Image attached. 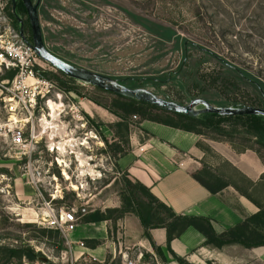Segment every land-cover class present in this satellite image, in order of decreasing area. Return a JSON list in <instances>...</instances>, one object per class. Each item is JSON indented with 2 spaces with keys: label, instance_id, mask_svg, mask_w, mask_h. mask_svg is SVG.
<instances>
[{
  "label": "rangeland",
  "instance_id": "rangeland-1",
  "mask_svg": "<svg viewBox=\"0 0 264 264\" xmlns=\"http://www.w3.org/2000/svg\"><path fill=\"white\" fill-rule=\"evenodd\" d=\"M8 2L0 0V125L14 120L28 137L25 114L3 88L11 86L17 72L6 51L22 43L19 26L16 29L7 17ZM128 13L174 30L178 41L160 40ZM19 18L23 36L29 41L26 12ZM38 19L46 49L73 66L179 104L203 98L215 106L264 108L252 85H264V0H41ZM228 66L233 69H226ZM34 72L52 85L39 103L41 111L37 107L33 113L35 130L39 131L33 157L45 177L42 197L60 193L62 198L53 201L54 208L74 205L85 207L87 212L117 209L108 213L110 218L121 216V210L126 209L122 198L127 191L147 201L133 183H124L123 174L114 167L117 154L127 148L129 127L141 121V116L126 115L119 126L120 118L101 106L109 121L103 136L99 123L93 124L95 132L85 122L78 102L91 101L115 110V94L68 78L40 59ZM126 78L139 80L132 84ZM48 99L50 103L45 104ZM47 105L55 110L53 125H58V132L48 124L43 129L36 125L40 114L52 122L53 118L47 117ZM219 125L220 130L199 129L207 138L228 142L240 150L250 148L264 156V148L237 123ZM41 130H45L42 135ZM5 131L0 130V264L27 262L7 259L6 249L10 248H28L39 254L35 260L38 264H65L69 256L60 234L48 232L37 222L44 210L41 197L33 188L31 198L15 195L13 182L20 179L25 159L19 157ZM57 142L58 148L64 143L63 150L50 152L52 143L56 146ZM21 191L20 195H28L25 189Z\"/></svg>",
  "mask_w": 264,
  "mask_h": 264
},
{
  "label": "crops",
  "instance_id": "crops-1",
  "mask_svg": "<svg viewBox=\"0 0 264 264\" xmlns=\"http://www.w3.org/2000/svg\"><path fill=\"white\" fill-rule=\"evenodd\" d=\"M78 103L85 122L95 132L99 123V133L105 136L107 111L91 101ZM114 167L131 183L146 187L176 215L209 218L216 233L264 210L261 157L253 149L240 150L203 134L141 120L129 127L127 148L117 154ZM13 184L17 198H31L33 189L22 177ZM22 189L28 195H20ZM92 212L81 217L68 235L70 246L65 245V253L69 257L65 264H122L125 257L135 264H179L172 254L191 264H264V246L229 244L216 248L205 244L203 234L191 226L167 242L165 228L145 229L132 212L88 221Z\"/></svg>",
  "mask_w": 264,
  "mask_h": 264
},
{
  "label": "trees",
  "instance_id": "trees-1",
  "mask_svg": "<svg viewBox=\"0 0 264 264\" xmlns=\"http://www.w3.org/2000/svg\"><path fill=\"white\" fill-rule=\"evenodd\" d=\"M23 12H26V9L21 0H16L14 10L12 9V0H9L7 7V17L14 23V25H16V29L19 26L17 17H19ZM128 16L135 23H138L147 31L156 35L160 40L170 41L171 39H175L176 41H178L179 37L176 35L174 30L149 23L145 19H141L140 17L132 13H128ZM29 40H31V38ZM226 69L233 68L231 66H228V68ZM125 80L126 82L135 84V82L139 79L126 78ZM252 85L258 90V96H260L261 103L264 104V85H261L257 82L252 83ZM116 96V99L113 101L116 108L115 110L110 107L101 105L97 102L96 103L120 118L121 121L117 123L119 126H121L123 118L126 115L137 114L141 116L142 120H150L164 125L202 134L199 126L220 130V123L234 121L235 123H237V125L245 129L244 132L246 135L254 138L256 142L264 148V117L262 116L241 115L222 117L216 114H201L197 117H188L176 113L166 112L133 98L121 95ZM255 152L259 155L258 151L255 150ZM259 157H261V160L264 164V156L259 155ZM124 178L125 177H123L124 183L130 184V181ZM197 179L201 183L203 182L199 178ZM133 185L147 197V201H142L135 195L133 191V193L131 191H127L125 194H123L122 198L126 209L123 211L121 210V214L123 215L126 212H132L136 214L145 229L156 227L165 228L167 242H169L174 237H177L185 228L191 226L201 234H203V236L205 237V244L211 245L216 248H221L222 246L229 244H239L245 248L264 246V210H260L256 214L245 217L239 224L235 225L234 227H231L221 233H216L209 218L176 215L166 205L158 201L147 190L146 187L137 182L133 183ZM209 189L212 192H215V190H213L212 188L209 187ZM113 211L118 210L106 209L103 212L94 210L87 216V220L101 221L106 218H110L108 216V213H111ZM48 230V232L58 233L54 230ZM6 251L8 252L7 259H13L19 262H22V260H25L27 262H34L36 260V257L39 255L34 253L33 251H30L28 248H10L6 249ZM172 256L179 264H191L184 258L178 257L175 254H172Z\"/></svg>",
  "mask_w": 264,
  "mask_h": 264
},
{
  "label": "built area",
  "instance_id": "built-area-1",
  "mask_svg": "<svg viewBox=\"0 0 264 264\" xmlns=\"http://www.w3.org/2000/svg\"><path fill=\"white\" fill-rule=\"evenodd\" d=\"M9 50L10 51H6V57L8 55V57L14 61L13 63L17 68V72L12 80L11 86L8 88L7 86H4L3 88L9 93L12 101H15L16 105L25 114L24 122L29 124L30 129L28 137H25L22 129L23 127H17L16 121L13 120L0 125V130H6L5 133L10 136L11 144L18 149L17 153L19 157L25 159L21 177L34 189L36 195L40 196L43 200L42 205L46 212L41 210V217L37 222L40 226L57 231L63 239L64 244L68 247L70 246L68 235L76 228L79 220L87 213V210L85 207H75L74 205L54 208L52 203L56 198H62L60 193L58 195L50 193L48 199H44L40 191L44 184V172L40 166H38L37 160L33 157L38 145L37 137L39 133L38 130H35L33 113L37 107L41 111L39 103L48 96L52 85H50L48 81L42 80L38 74L34 72V67L37 64V61H39V58L33 52L26 40L22 39L21 45L18 47H11ZM2 57H4V55H1V58ZM48 100H46L45 104ZM59 115L60 113L57 116ZM47 117L51 118L49 113L47 114ZM42 118L45 119L44 114H40L36 125L43 129L46 123H44ZM73 118L74 116H72V119ZM58 122L59 124L62 123L60 121ZM44 131L41 130V135L45 133ZM51 141L53 140L51 139ZM53 143L50 152L53 150H59L57 146L58 142L56 143V146H54ZM61 145L64 144L61 143ZM52 178L55 179L54 176H52ZM79 245L83 246V243L80 242ZM122 264H135V261L125 257L123 258Z\"/></svg>",
  "mask_w": 264,
  "mask_h": 264
},
{
  "label": "water",
  "instance_id": "water-1",
  "mask_svg": "<svg viewBox=\"0 0 264 264\" xmlns=\"http://www.w3.org/2000/svg\"><path fill=\"white\" fill-rule=\"evenodd\" d=\"M21 1L26 9L30 26L31 41H27V43L40 60L46 62L68 78L89 83L115 95L126 96L145 102L166 112L188 117H197L201 114H216L222 117L241 115H258L264 117V108L256 106H215L203 98H193L187 104L164 100L146 89L127 87L115 78L73 66L49 52L44 45L38 19V7L41 0H35L34 2L32 0ZM15 4L16 0H12L13 10L15 9ZM17 19L19 22V36L26 40L23 36V22L19 17Z\"/></svg>",
  "mask_w": 264,
  "mask_h": 264
},
{
  "label": "bare ground",
  "instance_id": "bare-ground-1",
  "mask_svg": "<svg viewBox=\"0 0 264 264\" xmlns=\"http://www.w3.org/2000/svg\"><path fill=\"white\" fill-rule=\"evenodd\" d=\"M48 103H50V100H48L47 101V104ZM48 106V109L50 110V116L53 118L52 119V122H48V120H46V119H43V121H44V123H46V125L48 124V125H50V128L52 129V130H56V131H58L59 129H57L58 127V125H53V121H55L56 119V114H55V110L54 111H52L51 109H50V107H49V105H47ZM84 143H86V142H84ZM64 144V143H63ZM60 148H59V151H62L63 149H62V147H61V144H60V146H59ZM74 189H76V188H74Z\"/></svg>",
  "mask_w": 264,
  "mask_h": 264
},
{
  "label": "flooded vegetation",
  "instance_id": "flooded-vegetation-1",
  "mask_svg": "<svg viewBox=\"0 0 264 264\" xmlns=\"http://www.w3.org/2000/svg\"><path fill=\"white\" fill-rule=\"evenodd\" d=\"M27 19H28V17H27ZM28 21V20H27ZM28 23H29V21H28ZM29 28H30V26H29ZM30 38H31V33H30ZM28 41V40H27ZM31 40H29V42H30ZM240 106V105H238V104H234L233 106ZM242 106V105H241ZM200 108V107H199Z\"/></svg>",
  "mask_w": 264,
  "mask_h": 264
}]
</instances>
